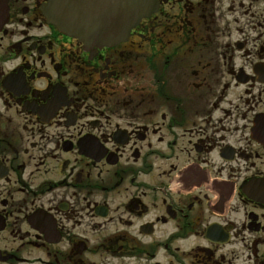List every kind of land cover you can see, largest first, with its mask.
<instances>
[{"label": "flooded vegetation", "instance_id": "flooded-vegetation-1", "mask_svg": "<svg viewBox=\"0 0 264 264\" xmlns=\"http://www.w3.org/2000/svg\"><path fill=\"white\" fill-rule=\"evenodd\" d=\"M49 1L0 0V264H264V0Z\"/></svg>", "mask_w": 264, "mask_h": 264}, {"label": "water", "instance_id": "water-1", "mask_svg": "<svg viewBox=\"0 0 264 264\" xmlns=\"http://www.w3.org/2000/svg\"><path fill=\"white\" fill-rule=\"evenodd\" d=\"M56 4H57V0H50L48 7H46L45 9V13L47 14L50 22L60 26L61 25L59 23L60 16H57ZM142 4H143L142 0L141 1L137 0L135 1V4L128 5L126 19H125L126 23L121 28V34L123 37L129 34L130 28L135 25V23L141 18V16H143V13L145 15V10L147 9L146 7H141ZM101 34H102V38H105L104 35H106V33L104 31H101Z\"/></svg>", "mask_w": 264, "mask_h": 264}]
</instances>
